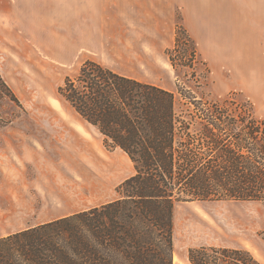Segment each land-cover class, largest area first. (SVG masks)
Returning a JSON list of instances; mask_svg holds the SVG:
<instances>
[{
    "label": "rangeland",
    "instance_id": "obj_1",
    "mask_svg": "<svg viewBox=\"0 0 264 264\" xmlns=\"http://www.w3.org/2000/svg\"><path fill=\"white\" fill-rule=\"evenodd\" d=\"M167 7L169 27L176 31L180 26L190 37L194 61L186 53L187 61L174 68L165 54L173 46L171 33L160 39L156 32L146 31L143 39L154 43L152 51L130 53V58L124 42L120 49L114 47L113 57H102L101 64L172 92L179 87L195 100H229L251 108L264 122V2L201 0ZM20 32L24 43L18 48L0 40V76L17 99L13 101L0 84V140L24 155L23 184L34 187L42 219L116 200L118 186L135 172L132 163L121 150L105 144L98 130L57 94L89 54L66 60L60 45L65 31ZM68 36L73 43L92 39L75 31ZM183 108L178 102L176 112ZM172 221L173 264H190L188 251L200 247L239 249L264 264L262 202H180L173 208ZM8 248L13 251L14 245H0Z\"/></svg>",
    "mask_w": 264,
    "mask_h": 264
},
{
    "label": "trees",
    "instance_id": "obj_2",
    "mask_svg": "<svg viewBox=\"0 0 264 264\" xmlns=\"http://www.w3.org/2000/svg\"><path fill=\"white\" fill-rule=\"evenodd\" d=\"M186 53L195 60L177 26L165 54L175 68ZM0 84L17 102L1 76ZM57 94L135 172L114 201L0 239L14 245L0 249V264H173L176 203H264V122L251 108L195 100L90 60ZM187 256L190 264H259L239 249L200 247Z\"/></svg>",
    "mask_w": 264,
    "mask_h": 264
},
{
    "label": "crops",
    "instance_id": "obj_3",
    "mask_svg": "<svg viewBox=\"0 0 264 264\" xmlns=\"http://www.w3.org/2000/svg\"><path fill=\"white\" fill-rule=\"evenodd\" d=\"M199 1L201 0H0V40L18 48L24 43L23 33L20 31H65V38L60 45L65 49L66 60L78 56V53H88L87 60L101 64L102 57H113L114 47L117 45L116 49H120L124 42H128L126 49L129 55L132 53L139 56L152 51L154 43L148 44L143 39L146 31L156 32L160 39L171 33L174 43L175 31L167 22L170 18L167 5ZM148 23L151 27L147 26ZM70 31H75L80 37L91 36L92 39L87 41L80 38L77 43H73L69 40ZM115 36H118L117 39ZM124 36L128 39H123ZM103 66L120 75L149 83L117 72L107 65ZM9 143L7 140H0V239L71 215L57 217L50 214L42 219L40 210L36 208L39 202L35 197L34 187L32 184H23L26 165L20 161L24 155L10 150L13 146Z\"/></svg>",
    "mask_w": 264,
    "mask_h": 264
},
{
    "label": "bare ground",
    "instance_id": "obj_4",
    "mask_svg": "<svg viewBox=\"0 0 264 264\" xmlns=\"http://www.w3.org/2000/svg\"><path fill=\"white\" fill-rule=\"evenodd\" d=\"M82 147H83V151L85 150L86 153H90V151H89V149H88L87 146H84V145H83ZM93 149H94V148H93ZM94 150H95V149H94ZM90 155H93V154H90ZM92 157H93L94 159H96V160L98 159V158H96V156H92ZM110 164L112 165V167H115V168H116L117 165H118V164L115 163V161H113V159H112V162H111Z\"/></svg>",
    "mask_w": 264,
    "mask_h": 264
}]
</instances>
